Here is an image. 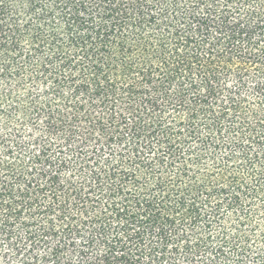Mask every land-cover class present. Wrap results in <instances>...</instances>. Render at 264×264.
Segmentation results:
<instances>
[{"label":"trees","instance_id":"16d2710c","mask_svg":"<svg viewBox=\"0 0 264 264\" xmlns=\"http://www.w3.org/2000/svg\"><path fill=\"white\" fill-rule=\"evenodd\" d=\"M0 264H264V0H0Z\"/></svg>","mask_w":264,"mask_h":264}]
</instances>
